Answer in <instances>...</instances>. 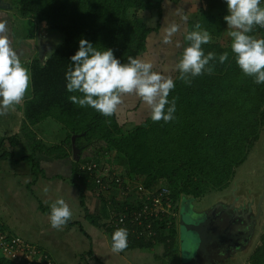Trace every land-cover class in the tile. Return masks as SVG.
Here are the masks:
<instances>
[{"label": "trees", "instance_id": "16d2710c", "mask_svg": "<svg viewBox=\"0 0 264 264\" xmlns=\"http://www.w3.org/2000/svg\"><path fill=\"white\" fill-rule=\"evenodd\" d=\"M167 1L180 0H12L16 15L45 22L48 30L62 34V41L46 54L45 60L38 55L27 59L31 93L22 104L21 130L25 136L22 146L30 150L32 167H38L35 153L59 159L67 157L74 146L81 151L90 145H101L104 151L115 155L127 176L140 177L146 186L166 183L176 200L182 199V195L200 198L229 185L235 169L245 161L250 147L264 130V83L256 84L235 63L223 19L227 14L225 0H205V8L200 6L195 18L188 20L187 30L198 22L210 33L212 41L203 45L205 53L213 51L219 55L228 51L229 57L223 64L216 62L211 75L197 76L190 85L177 79L175 73L176 86L169 96V100L176 102L174 120L153 122L149 116L125 130L116 112L105 117L69 99L71 95H80L69 93L65 80L79 39H87L97 48H111L121 62H127L129 55L139 57L148 51L149 35L160 27ZM140 11L156 13V25H148L146 15L140 16ZM29 35L31 38L32 33ZM251 35L264 38V28L257 26ZM46 118L54 119L65 131L57 143L46 144L32 129ZM5 138L0 137V143ZM15 141L8 139L10 145ZM8 154L12 155L1 152L0 160ZM81 172L79 161H74L73 177ZM80 181L87 184V177L83 175ZM81 203L84 205L82 198ZM85 216L102 226L87 209ZM0 234L18 236L1 224ZM177 243L178 232L172 223L167 234L132 237L127 248L162 245L164 264H179ZM248 262L264 264V232ZM0 264L18 263L0 255Z\"/></svg>", "mask_w": 264, "mask_h": 264}, {"label": "clouds", "instance_id": "9594fccd", "mask_svg": "<svg viewBox=\"0 0 264 264\" xmlns=\"http://www.w3.org/2000/svg\"><path fill=\"white\" fill-rule=\"evenodd\" d=\"M227 14L223 16L230 38V50L236 65L256 84L264 83V38L251 35L254 28H264L262 0H225ZM176 16L183 21L187 17L182 8ZM6 20H0V116L19 105L31 85L30 69L26 67L12 47L7 35ZM181 39H174L177 34ZM163 44L179 49L174 62L177 79L190 85L192 79L205 73L211 75L215 63H225L229 52L217 55L205 53L203 45L212 41L210 33L200 23L192 30L170 21L164 27ZM79 47L70 56V65L65 71L66 90L70 101L81 107H91L101 115L112 116L126 96H135L148 110L153 122L165 123L175 119V99L169 100L175 88V79L165 71L156 70L151 60L129 55L127 62L116 58L111 48H97L87 39H79ZM44 193L49 189L45 187ZM48 219L51 227L62 230L72 219L73 213L63 198L48 203ZM128 246V231L116 228L111 234V250L124 251Z\"/></svg>", "mask_w": 264, "mask_h": 264}, {"label": "crops", "instance_id": "0c3cea01", "mask_svg": "<svg viewBox=\"0 0 264 264\" xmlns=\"http://www.w3.org/2000/svg\"><path fill=\"white\" fill-rule=\"evenodd\" d=\"M203 2L200 0V6L205 8L206 3ZM0 10L6 11L1 12L5 15L12 11L5 8ZM30 40L31 38L26 40L28 41L26 52L33 51V43ZM44 43L47 48L46 42ZM36 136L38 137L37 134ZM41 137L38 138L46 144L62 140L57 137L46 141ZM15 142L14 145L4 144L1 150L11 152L10 156L13 158L5 157L0 160V169L4 170L0 173V224L5 230L36 244L48 254L54 264H164L161 258L164 252L162 245H155L150 249L127 248L120 253H114L111 250L110 236L102 226L96 225L95 221L92 222L85 216L87 209L102 224L108 216L106 206L114 208L116 204L115 201L108 204L107 199H110L108 195L96 189L91 182L87 181L86 184L76 179L77 175L73 177V162L79 161V164L83 162L80 161L82 158L80 149H76L75 154L72 152L67 157L59 159L35 153L34 159L38 162V167H32L26 154L28 148L23 147L22 150L20 142ZM12 147L21 151L18 153L12 150ZM11 160L13 164L10 163ZM8 162L12 169L10 171L5 166ZM14 175L17 179L13 178ZM13 181L17 183L14 184ZM45 187L49 189L47 193L43 191ZM112 192L117 194L115 190ZM56 198H63L73 213L72 219L62 230L53 229L48 219V203Z\"/></svg>", "mask_w": 264, "mask_h": 264}, {"label": "rangeland", "instance_id": "374dc122", "mask_svg": "<svg viewBox=\"0 0 264 264\" xmlns=\"http://www.w3.org/2000/svg\"><path fill=\"white\" fill-rule=\"evenodd\" d=\"M3 1L9 4L10 6L12 4V0H3ZM202 2L205 3V0H202ZM200 5H201L200 0H194L193 2H191L190 0L188 2L187 0H180L177 3L167 1L163 6V14L160 18L159 29L153 31L147 39L149 51L143 52V54H141L139 57L151 60L156 70H160V71L166 70V74L174 77L176 73V71L174 70V62L179 54V49L173 46L163 44L162 37L164 35V27L168 22L174 20L175 22L181 25L182 32L184 29H188V20L192 19L195 15L199 13ZM177 8L183 9L184 14L187 17L186 20L182 21L179 18V16L175 15ZM9 9H12V6ZM1 12H6V11L0 10V20L7 21V25H8L7 35L11 41V45L17 51L22 63L26 67L28 63L27 59L31 56L37 55V39H36L37 36H40L43 42H46L47 44V48L45 49L46 52L44 55L49 53L62 41V34L57 30H48L45 22H39L33 18L23 19L18 15H16L13 9L12 11L6 13L7 15ZM140 16H145L144 18H146L148 25L154 26L156 25L158 20L157 14L153 12L148 14L147 11H140ZM30 33H32L31 40L33 43V51L26 52V50L28 49V41L26 40L30 38L29 35ZM174 39H181V34L178 33ZM30 93H31V88L29 87V90L26 93L24 100L29 97ZM23 101L19 105H16L13 108H11L8 111L7 115L0 116V137L4 136L6 138L9 137L15 139L16 141L20 142V146H21L20 148H22V150H23L22 145H25V136L23 131L21 130ZM116 114L119 123L123 126L125 130H129L133 128L135 125L141 123L144 119L149 117L148 110L135 96H126L124 98V102L119 106L118 110L116 111ZM32 129L33 131L36 132L38 137L43 136L46 141H49L50 138L58 137L61 139L65 136L64 129L60 127V125L52 118H46L42 120L39 124L33 126ZM6 138L3 139L2 143H0V152L1 150H3L2 148H4V144L5 145L9 144L8 139ZM73 148L77 149L78 147L74 146L72 147V149ZM72 149L70 150L71 153L73 151ZM12 150H16V152L18 153L21 151L19 148L15 149L14 147H12ZM102 151H104V149L102 148L101 145H90L86 147L84 150H81L82 158L80 161L82 160L84 161L85 159L87 160V158H90L93 159L94 161L96 160L98 162H101L100 159H101ZM29 153L30 150L28 149V152L26 154L29 155ZM10 155L8 154L6 158L13 159L11 158ZM111 156H112L111 158H107L103 162H107L108 160L112 161L111 165L119 169L120 171L119 174H122L123 177H128L127 174L124 173V167L115 161L116 160L115 155L111 153ZM10 163L13 164L12 160ZM5 166L6 169L7 168L9 169V171L12 170L11 166L9 165V162ZM3 171H4L3 169H0V173ZM14 177L16 178L17 176L14 175L13 178ZM233 179H234V186L232 187V190H234V192L237 193L239 192L245 194L247 193L249 197L257 198L258 201L261 200L260 205L262 207V210L264 211V197H263L264 130L259 133L258 139L250 147V150L247 153L245 161L235 169L233 178L229 183L230 185L232 184L231 182L233 181ZM13 183L16 184L17 181H13ZM2 186H3V182H2ZM227 189H230V187ZM224 191H229V190L224 189L222 192L214 190V192L212 193L211 192L206 193L201 198H199L201 200L200 202L198 201V199L192 200V202H194L193 207L198 209L211 204L219 197L227 194ZM189 199L190 198L188 197L187 200L189 201ZM40 204H42V202H40ZM186 208L189 209V207H187L185 204L179 206V209L181 210ZM261 217L262 218H260L257 231L254 236L253 244L249 247L251 249L248 250L247 253L245 251L235 254L232 258L226 260L224 264H249L248 262L249 254L259 244L260 235L261 233L264 232V213ZM176 228L178 232L177 245L179 249L181 248V246L179 241L180 232H179L178 224H176Z\"/></svg>", "mask_w": 264, "mask_h": 264}, {"label": "built area", "instance_id": "2783aa9c", "mask_svg": "<svg viewBox=\"0 0 264 264\" xmlns=\"http://www.w3.org/2000/svg\"><path fill=\"white\" fill-rule=\"evenodd\" d=\"M111 157V153L102 151L101 162L85 159L79 164L82 172L76 177L80 180L85 175L96 189L108 195V204L115 201L114 208L106 206L108 216L102 223L103 230L111 238L116 228L124 227L128 231V242L132 237L167 234L172 223L175 226L178 224L179 216V199L174 198L171 187L166 183L146 186L140 177H123L119 169L111 165L112 161L103 162ZM114 190L116 195L112 192ZM0 255L18 264H54L36 244L18 236L0 234Z\"/></svg>", "mask_w": 264, "mask_h": 264}, {"label": "water", "instance_id": "95a60500", "mask_svg": "<svg viewBox=\"0 0 264 264\" xmlns=\"http://www.w3.org/2000/svg\"><path fill=\"white\" fill-rule=\"evenodd\" d=\"M0 7L9 9L11 6L5 2H1ZM45 49V43L41 37H38L37 55L39 59H46V55H44ZM76 151V148H73V154ZM185 198L186 196L182 195V200ZM225 198L226 195L219 197L205 209H197L191 206H187L189 209H180L178 216L179 241L181 246L179 248V264H224L226 260L232 258L235 254L245 251L247 253L251 249L249 247L253 244L259 219L264 213L260 205L261 200L257 201L256 213L250 219L247 233L240 234L238 232L234 235V231L236 227L238 228V225H234L235 229L233 226L231 230H227L218 221L221 218L224 219V217L229 216V212L232 211L233 207L236 208L244 204L240 202L239 198L230 202ZM184 204L181 203V206ZM230 219L233 220L234 216ZM241 238L245 239L244 242L248 245L246 248H227L228 246L234 247V243L236 244V241ZM216 251H222L223 254L220 257H215Z\"/></svg>", "mask_w": 264, "mask_h": 264}, {"label": "flooded vegetation", "instance_id": "af4514ba", "mask_svg": "<svg viewBox=\"0 0 264 264\" xmlns=\"http://www.w3.org/2000/svg\"><path fill=\"white\" fill-rule=\"evenodd\" d=\"M1 2H4V1L0 0V4H1ZM38 37H40V36H37V38ZM231 183H232L231 185L229 184L225 188L226 190H229V191H224L225 193H227V194H225L226 195L225 199L230 202L234 199L239 198L240 202L243 203L244 205H239V207H236V208L233 207L232 211L229 212V216L224 217V219L221 218L218 222L220 223L221 226H223L227 230H231L234 225H238V228L236 227V229L234 226V229H235L234 235H236V233H238V232L240 234H244V233H247L250 219H252L255 215L254 213H256V207H257L256 205H257L258 200H257V198L249 197L247 193L245 194L242 192H239V193L234 192V190H232V187L234 186V179ZM229 187H230V189H227ZM223 190H221L220 192H222ZM188 197L191 199V202H190V199H189V201L186 200V199H188ZM194 199H198L199 202L201 201L199 198H195V197H191V196H187L184 200H182L180 197L179 202H178V214L180 213L179 206L181 205V203L184 204V201H185L186 206H192L193 207L194 202H192V200H194ZM242 200H243V202H242ZM245 200H247V201L245 202ZM189 203H191V204H189ZM211 204H209L205 207H202V208H198V209H205L208 206H210ZM229 209H231V208H229ZM248 211H249V213H248ZM232 216H234L233 220L230 219V218H232ZM260 218H262V217H260ZM259 221H260V219H259ZM237 241H236V244L234 243V247L228 246L227 248H246L248 246L247 243L244 242L245 239L241 238V239H238ZM222 254H223L222 251H216L215 257H220Z\"/></svg>", "mask_w": 264, "mask_h": 264}]
</instances>
